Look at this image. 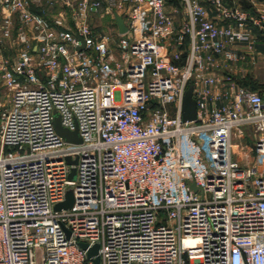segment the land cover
<instances>
[{"label":"built area","instance_id":"1","mask_svg":"<svg viewBox=\"0 0 264 264\" xmlns=\"http://www.w3.org/2000/svg\"><path fill=\"white\" fill-rule=\"evenodd\" d=\"M41 1L0 0L15 52L0 62V264H94L81 243L101 264H264V98L236 87L212 108L213 81H196L239 60L264 14L237 0H61L68 24ZM104 7L128 29L117 44L86 21ZM190 84L197 120L185 122ZM246 126L259 139L242 165ZM69 191L73 207L55 211Z\"/></svg>","mask_w":264,"mask_h":264},{"label":"crops","instance_id":"2","mask_svg":"<svg viewBox=\"0 0 264 264\" xmlns=\"http://www.w3.org/2000/svg\"><path fill=\"white\" fill-rule=\"evenodd\" d=\"M49 1L41 2L45 7H49ZM237 2L245 10L264 14V0H237ZM48 11V17L54 21L56 17H53L51 10ZM211 17L216 23L224 24L218 16ZM251 35L252 39L249 43L237 47L239 60L228 62L218 58L215 67L196 76V81L199 82L203 78L213 81L209 87L211 90L209 101L212 108L227 104L229 100L226 92L236 87L249 88L264 98V29H253Z\"/></svg>","mask_w":264,"mask_h":264},{"label":"rangeland","instance_id":"3","mask_svg":"<svg viewBox=\"0 0 264 264\" xmlns=\"http://www.w3.org/2000/svg\"><path fill=\"white\" fill-rule=\"evenodd\" d=\"M57 4L54 8H51L53 17L61 18L60 15L64 16L66 23H70L72 14L68 8L64 7L61 0H57ZM170 10H175L179 7L180 0H168ZM75 7H77V2H75ZM2 14L0 12V23L2 22ZM178 24L182 21V15H177ZM55 20V19H54ZM86 21L94 29L95 33L100 36H109L113 44L118 42V28L115 22V17L107 12L105 7L95 13L93 11H88L86 16ZM13 30V38L17 35V26ZM0 62L4 59H9L15 55L14 49L10 40L7 38H1L0 36ZM168 48L170 53L177 50V45L174 40L169 41ZM259 139V135L252 126H246L243 128V136L234 140V145L238 148L233 151V159L238 161L242 165H249L254 161V149Z\"/></svg>","mask_w":264,"mask_h":264},{"label":"water","instance_id":"4","mask_svg":"<svg viewBox=\"0 0 264 264\" xmlns=\"http://www.w3.org/2000/svg\"><path fill=\"white\" fill-rule=\"evenodd\" d=\"M115 22L118 28V31L121 35L126 34L128 29L125 25L124 19L119 16L118 14H115ZM82 42V46L79 48V50H83L85 48V42L80 39ZM197 101L194 98V85L190 84L187 88V91L184 94L183 101H182V115L183 120L185 122H194L197 120ZM55 128L58 132V134L68 143L73 144H81L82 139L79 136V131L76 129L75 131H70L66 128H64L61 124V118L59 115L55 117ZM69 164L75 165L76 161H71L68 159ZM75 176V170L72 171V174L70 175V179H74ZM191 189L195 192H197V188L195 185H191ZM75 203L73 193L69 191L66 195L65 202L58 204L55 207V211L59 212L61 210H67L71 209ZM80 246L88 250V257L94 264H101L100 257H99V246L95 245L93 247H89L87 244L81 243Z\"/></svg>","mask_w":264,"mask_h":264}]
</instances>
